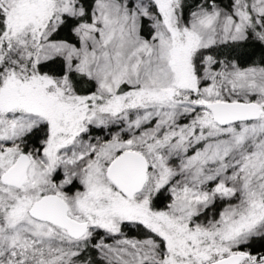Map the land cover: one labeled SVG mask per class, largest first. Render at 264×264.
<instances>
[{"label": "snow or ice", "instance_id": "1", "mask_svg": "<svg viewBox=\"0 0 264 264\" xmlns=\"http://www.w3.org/2000/svg\"><path fill=\"white\" fill-rule=\"evenodd\" d=\"M0 264H264V0H0Z\"/></svg>", "mask_w": 264, "mask_h": 264}]
</instances>
